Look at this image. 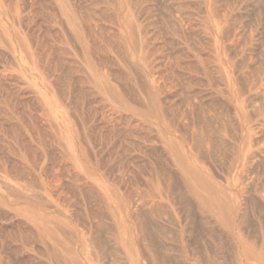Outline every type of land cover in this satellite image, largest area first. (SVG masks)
<instances>
[{"label":"rangeland","instance_id":"374dc122","mask_svg":"<svg viewBox=\"0 0 264 264\" xmlns=\"http://www.w3.org/2000/svg\"><path fill=\"white\" fill-rule=\"evenodd\" d=\"M0 264H264V0H0Z\"/></svg>","mask_w":264,"mask_h":264}]
</instances>
